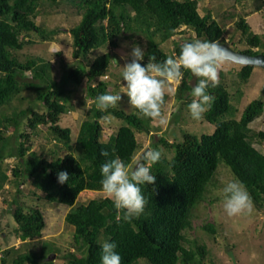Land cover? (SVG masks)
<instances>
[{
  "label": "trees",
  "instance_id": "1",
  "mask_svg": "<svg viewBox=\"0 0 264 264\" xmlns=\"http://www.w3.org/2000/svg\"><path fill=\"white\" fill-rule=\"evenodd\" d=\"M40 1L0 0V193L9 183L17 188L11 204L19 238L26 241L41 237L47 225L41 206L25 210L19 201L21 186L29 184L37 200L72 207L67 213V222L73 227V239L80 255L69 251L68 264H101L104 241L116 243L115 251L121 256V264H142V261L143 264H212L206 263L208 251L204 244L185 246V231L192 228L196 216L194 208L204 199L221 161L243 183L251 200L258 207H264V153L254 143L256 136L264 141V130L256 132L250 127L264 111L262 98L252 100L239 119L228 117L234 106L227 85L219 81L213 88L209 84L207 91L214 101L204 118L215 125V130L200 136L183 131V137L171 143L162 138L174 154L171 158L163 155L159 162L151 165V174L156 176L154 184L140 185L147 201L140 216L125 221L107 196L77 202L83 191L102 190L100 169L105 162L118 157L131 163L139 149L136 132L150 129L153 120L135 108L128 112L116 106L102 112L96 107V97L110 93V81L101 78L108 76L112 61L118 59L115 50L122 47L123 40L138 35L145 38V57L140 63L146 66L151 54L156 56V62L170 56L161 44L184 26L192 29L196 36L175 42L176 57L185 42L195 39L225 42L224 28L211 13L201 15L198 0H65L75 5L82 17L71 28L76 63L67 67L62 79L57 80L51 61L40 56H27L22 60L17 55L31 43L26 39L28 32L34 30L44 36V29L35 20ZM236 27L251 45L243 52L259 53L254 48L260 47L262 40L252 31L246 18L237 21ZM100 50L104 52L90 60V56ZM85 59L90 60L89 64ZM253 68L242 65L238 76L247 81ZM182 72L176 97L188 105L198 78L188 70L182 69ZM27 77L29 81L24 80ZM85 80L87 98L93 100V105L80 122L75 141L77 154L72 151L58 157L39 155L35 151L28 154L30 133L22 125L32 130L48 125L54 138L71 148L72 131L60 121L62 115L71 110L68 104H71L74 88L69 89L68 85L77 87ZM28 88L36 91V100L45 106L43 111L28 107L11 115L2 113L5 106ZM167 97L165 95V101ZM109 114L121 119L122 124L104 140L101 117ZM10 127L16 132L17 151L11 149L7 154L10 135L6 132ZM154 149L160 150L157 145ZM103 151L109 155H101ZM6 154L19 157L10 168V175L9 166L3 165ZM61 171L69 174L64 184L58 182ZM203 227L215 231L212 224ZM43 245L41 253L19 252L15 247L4 249L0 264H39L56 249L47 241ZM48 263L54 264L53 261Z\"/></svg>",
  "mask_w": 264,
  "mask_h": 264
},
{
  "label": "rangeland",
  "instance_id": "2",
  "mask_svg": "<svg viewBox=\"0 0 264 264\" xmlns=\"http://www.w3.org/2000/svg\"><path fill=\"white\" fill-rule=\"evenodd\" d=\"M199 12L201 15L211 13L212 16L224 28L223 38L234 49L243 51L251 47L247 42V37L242 30L236 27V22L242 17L250 23L252 31L258 34L262 40L260 47L255 50L264 53V0H198ZM81 11L73 4L65 0H41L37 10L35 20L44 29L42 36L37 31H30L26 39L31 43L26 44L17 55L24 60L27 56H40L53 63V74L57 80L62 79L68 71L66 68L76 63L73 56V36L71 28L81 20ZM196 34L188 27L180 28L176 34L168 41L161 44V47L173 57L175 55V42H183L188 38H195ZM134 45L141 46L144 51L147 41L141 35L133 39H124L122 47L116 49L118 59H114L111 64L108 76H103V80L110 81L109 94H120L122 99L117 106L131 112L134 108L129 103V98L122 89L126 86L121 72L125 63L131 59L129 53ZM104 51H95L90 56L94 60L97 55ZM89 59L84 62L89 64ZM242 65L227 60L220 66L219 81L224 82L231 94V103L234 110L228 114V117L239 119L245 107L254 99H264V69L254 66L252 74L247 81H243L238 73ZM221 72L223 75H221ZM29 75V74H28ZM24 80L29 81L30 77ZM195 85V80H192ZM114 84L118 86L115 87ZM179 84L173 83L174 94H166L167 100L162 107V117L165 123L161 124L159 120H152L150 129L137 131L139 149L135 158L141 157L149 149H154L157 145L162 153L161 156L171 158L174 154L172 148L165 146L162 138L169 143L181 139L183 131L192 132L200 136L202 133H212L215 125L205 120L204 114L201 120H194L184 101L178 100L176 90ZM68 88H74L71 93V104H68L70 111L63 114L60 124L63 127H70L72 131L71 148L67 147L62 141H57L48 125H40L37 129L22 125V128L30 133L31 148L28 154L35 151L39 155L48 157H58L72 151L77 154L75 141L78 136L81 120L87 115L93 100L87 98L86 80L80 86L74 87L69 84ZM36 91L34 89H24L23 92L14 98L10 105L3 109L4 114H13L14 111L33 107L43 111L45 106L36 100ZM111 115V114H110ZM114 117L110 124L103 123V139L108 140L122 124V120ZM250 127L258 132L264 130V111L256 118ZM9 137L8 149L6 151H17L16 132L14 127H10L7 132ZM255 145L264 153V141L259 137L254 138ZM6 154V155H7ZM19 157L8 156L3 165L9 166L8 174H11L10 168L13 167ZM238 180L230 168L221 161L219 163L215 179L208 186L204 199L195 206V219L192 228L185 231L186 247H194L195 243L204 244L207 247L206 263L212 264H235L229 255L233 251L236 256L237 264H264V207H258L253 201V211L250 215H238L229 217L223 208V188L229 181ZM33 187L29 184L21 186L22 192L19 195L20 203L25 210L34 205L41 206L45 219L46 227L41 237L23 241L17 233V222L14 219V206L11 204L14 196L17 195V188L12 184H6L5 189L0 193V256L3 250L15 247L19 252L41 253L44 249V241L53 243L55 251L46 259L39 261V264H68L66 254L69 251H76V245L73 239V227L67 222V213L72 209L71 206L51 203L45 199L37 200L33 194ZM102 190L83 191L78 204L88 202L90 199L105 197ZM6 198V199H5ZM212 224L215 231L205 229L203 226ZM142 264L144 261L141 262ZM26 264H32L27 262Z\"/></svg>",
  "mask_w": 264,
  "mask_h": 264
},
{
  "label": "clouds",
  "instance_id": "3",
  "mask_svg": "<svg viewBox=\"0 0 264 264\" xmlns=\"http://www.w3.org/2000/svg\"><path fill=\"white\" fill-rule=\"evenodd\" d=\"M227 43V42H226ZM229 44V43H228ZM260 53V52H259ZM131 59L122 67L121 76L126 86L122 93L129 98L130 105L144 117L165 123L162 107L166 94H174L173 83L179 84L183 77L182 69L190 71L198 78V83L191 91L192 101L187 109L194 120H201L209 110L214 97L208 93L209 84L215 88L219 84V69L229 59L227 50L219 40L207 41L195 39L181 45L178 57L169 56L162 62H156V56H148L146 66L142 65L144 49L134 45L129 53ZM122 99L120 94H100L96 97V107L106 112L114 108ZM114 117L110 114L101 117L102 122L110 124ZM107 157V151L101 152ZM161 151L149 149L141 157L133 158L131 163L114 158L101 166L102 191L110 198L118 213L123 214L125 221L140 216L147 204L142 195V184H154L156 176L151 174V165L160 161ZM66 171L58 173V182L68 181ZM223 208L229 217L250 215L253 202L245 186L239 180L229 181L223 188ZM115 242L104 241L101 245V264H121V256L115 251Z\"/></svg>",
  "mask_w": 264,
  "mask_h": 264
},
{
  "label": "water",
  "instance_id": "4",
  "mask_svg": "<svg viewBox=\"0 0 264 264\" xmlns=\"http://www.w3.org/2000/svg\"><path fill=\"white\" fill-rule=\"evenodd\" d=\"M220 43L227 50L229 54L228 60L233 61L240 65L259 66L264 69V53H257V54L246 53L234 49L230 44L226 42H220ZM262 92L264 93V86ZM229 255L231 259L234 261V263L237 264L236 256L234 255L233 251H229Z\"/></svg>",
  "mask_w": 264,
  "mask_h": 264
}]
</instances>
